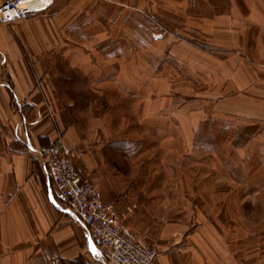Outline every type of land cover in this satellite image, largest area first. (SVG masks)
I'll return each mask as SVG.
<instances>
[{
  "label": "crops",
  "instance_id": "crops-1",
  "mask_svg": "<svg viewBox=\"0 0 264 264\" xmlns=\"http://www.w3.org/2000/svg\"><path fill=\"white\" fill-rule=\"evenodd\" d=\"M162 1L189 16L185 0ZM154 3L56 0L28 20H0V264H109L59 197L53 153L70 154L112 216L155 246L154 264H264L228 229L236 192L256 188L236 176H264V0H195L198 21L212 18L209 51L172 35L187 27ZM155 13L161 28L150 30ZM187 80H209L208 101L172 89ZM124 108L130 127L111 115ZM127 128L167 156L144 161ZM172 155L227 183L191 188Z\"/></svg>",
  "mask_w": 264,
  "mask_h": 264
},
{
  "label": "rangeland",
  "instance_id": "rangeland-1",
  "mask_svg": "<svg viewBox=\"0 0 264 264\" xmlns=\"http://www.w3.org/2000/svg\"><path fill=\"white\" fill-rule=\"evenodd\" d=\"M173 1L178 2V0H173ZM181 2L184 3L189 9L187 13L189 16L187 18L181 17L180 18L181 21L178 20L179 19L178 10H170V11L165 10L163 7L164 4L162 0H155L154 5L156 9L160 11V13L167 16L170 14L169 17L172 18L171 20L175 19L176 22L178 21L181 24H183V26L187 27L188 32L179 33L177 31H170L172 35L176 36L177 39H182L187 42H192V43L197 42L200 44V46L203 47V49H207L209 51L210 44L208 42H210L209 40L211 39V35L213 33L211 29L212 18L209 16L200 17V20L202 22L198 21V18L194 16L195 12L193 11L195 8L193 5L195 3V0H185L184 2L183 1ZM151 16L149 15V18L150 17L154 18L153 20H151L150 18L149 21L148 18H146V21L147 20L149 21V23H146L148 29H150V27L154 29L157 28L160 29L161 28L160 25L162 24L161 22L163 18L158 17L156 13L151 14ZM141 20L145 21L144 18H141ZM173 24L174 23H172V26ZM144 29L147 31L145 26ZM171 29L172 28L170 27V30ZM196 37L198 38L196 39ZM210 83L211 82L209 80L207 82L206 81L193 82L191 80L180 81V82H174L172 89H175V92L178 93L176 90L180 88V90H182L186 95V96L183 95L181 97H185L187 99V103L190 104L193 103L194 102L193 100L197 98H201L204 99V101H208L207 99H209L208 98L209 94L207 93L210 92V87L208 85ZM179 84L183 86L180 87ZM121 110L122 109H120L117 112H112L111 113L112 117L113 118H119L118 116L122 117L124 119L122 126L130 127V125L134 124L135 122L134 117H131L132 114L130 109L124 108L122 111ZM115 125H118V123L116 122ZM131 131L135 132L137 130L128 129L129 133ZM134 136H136L138 139H142L140 145H138V150L140 151L143 158H146V160L144 161H147V158L148 159L156 158V157L163 158L164 156H167L166 154L168 153V150L164 151L163 146L160 147L157 144L151 143L150 140H147L146 133H144L143 131L135 132ZM209 147L210 146L206 148ZM206 148H204V150H206ZM175 156L172 155L170 156V158L172 160V163L175 164L176 167L178 166L179 169H182L181 171L183 175L180 178V181L183 180V182H185L186 185H190L191 188H195V185L196 186L200 185L202 186L203 190L204 189L208 190L211 188L212 191L214 190V188H216L218 184L227 183L225 178H221V177L214 178L208 176V173L206 172L203 173L201 169L205 168V166H201L200 168L197 163L190 160L189 158L187 160H183L179 155H177L176 157ZM256 168L257 169L260 168L259 162H256ZM235 180L236 183L237 181L238 183L241 184L248 183L250 185H255L256 188L252 189L250 195L246 194L247 196H250V198L243 196L242 192L241 193L236 192L235 200H234V208H233V219L229 220L228 229L230 230V232L234 234V240L240 242L239 250L240 251L244 250L251 255V258L253 257L257 259V256H259L260 253L262 254L264 252V176H255L248 178L236 176ZM207 192L209 194H212L210 191ZM207 192H204V198L208 197V195H206Z\"/></svg>",
  "mask_w": 264,
  "mask_h": 264
},
{
  "label": "built area",
  "instance_id": "built-area-1",
  "mask_svg": "<svg viewBox=\"0 0 264 264\" xmlns=\"http://www.w3.org/2000/svg\"><path fill=\"white\" fill-rule=\"evenodd\" d=\"M56 0H7L0 6V20L16 23L37 16ZM49 175L59 197L71 204L74 213L87 225L107 253L109 264H154L158 251L142 235L116 220L103 202L98 185L83 177L70 154H51Z\"/></svg>",
  "mask_w": 264,
  "mask_h": 264
},
{
  "label": "snow or ice",
  "instance_id": "snow-or-ice-1",
  "mask_svg": "<svg viewBox=\"0 0 264 264\" xmlns=\"http://www.w3.org/2000/svg\"><path fill=\"white\" fill-rule=\"evenodd\" d=\"M92 251H93V252H95V251H96V249L93 247V248H92Z\"/></svg>",
  "mask_w": 264,
  "mask_h": 264
}]
</instances>
